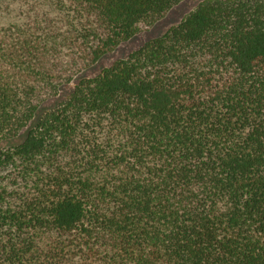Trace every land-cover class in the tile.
<instances>
[{"label":"trees","instance_id":"16d2710c","mask_svg":"<svg viewBox=\"0 0 264 264\" xmlns=\"http://www.w3.org/2000/svg\"><path fill=\"white\" fill-rule=\"evenodd\" d=\"M181 0H0V140ZM0 264H264V0H202L0 150Z\"/></svg>","mask_w":264,"mask_h":264},{"label":"rangeland","instance_id":"374dc122","mask_svg":"<svg viewBox=\"0 0 264 264\" xmlns=\"http://www.w3.org/2000/svg\"><path fill=\"white\" fill-rule=\"evenodd\" d=\"M200 1L202 0H181L172 6L165 16L156 21L151 27L142 29L129 39L120 42L112 51L102 55L94 64L76 73L69 82L59 86L56 95L41 102L33 117L17 134L0 140V150L21 143L41 115L66 99L81 79L94 77L103 68L110 66L115 60L126 57L131 51L140 48L146 41L162 35L168 28L179 23L184 15Z\"/></svg>","mask_w":264,"mask_h":264}]
</instances>
